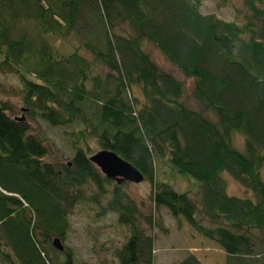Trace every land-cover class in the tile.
Wrapping results in <instances>:
<instances>
[{"label": "trees", "instance_id": "16d2710c", "mask_svg": "<svg viewBox=\"0 0 264 264\" xmlns=\"http://www.w3.org/2000/svg\"><path fill=\"white\" fill-rule=\"evenodd\" d=\"M242 1L246 11L229 23L204 16L203 0H0V72L18 74L30 116L72 128L78 142L70 162H46L49 149L31 123L0 100V264H77L68 250L60 260L53 242L66 240L82 202L131 228L115 252L119 264L154 263L155 240L144 228L155 226L153 217L126 183L90 161V140L141 172L154 210L217 244L224 264H264V0ZM22 23L43 37L75 34L92 57L59 56ZM144 42L194 81L199 110L183 104L184 84L153 62ZM235 135L244 137L240 150ZM156 158L195 180L199 200L158 180ZM224 174L252 198L230 197ZM174 264L205 262L191 253Z\"/></svg>", "mask_w": 264, "mask_h": 264}, {"label": "rangeland", "instance_id": "374dc122", "mask_svg": "<svg viewBox=\"0 0 264 264\" xmlns=\"http://www.w3.org/2000/svg\"><path fill=\"white\" fill-rule=\"evenodd\" d=\"M201 12L204 16H216L220 20L233 23L237 18V10L246 11L242 0H203ZM29 28L31 36L36 41L47 40V42L57 50L59 56H67L79 50L85 57L90 56L81 47V41L78 36L70 35L67 38H61L56 35L41 36L39 29L33 23H22ZM19 29H21L19 27ZM144 49L149 54L155 64L165 72L173 74L182 84H184V93L182 102L191 109H200V105L194 99L193 89L194 81L181 74L173 65L169 64L163 55L152 43L144 42ZM2 56H0V60ZM29 78L34 81L35 77ZM139 91H134L133 96L143 101ZM22 83L15 71L8 69L0 72V100L10 103L13 107V116L20 119H26L32 125V133L37 134L49 149V156L46 162L59 165L70 162L74 156V145L77 137L72 134V128L57 126L52 127L41 118L30 116V108L23 101ZM206 115L213 118L206 112ZM214 120V118H213ZM82 129V126H79ZM244 137L234 136V146L242 149ZM92 155L101 151L97 142L90 140ZM157 179L165 183H170L173 189L180 193L191 191L190 197L199 200L198 184L191 177L180 176L172 166L169 160L155 159ZM261 176L264 179V167ZM226 180L228 195L238 198H252V195L233 178L224 174ZM126 183V192L140 206L141 212L151 214L155 226H145L147 235H151L154 242V260L155 264H174L188 255L191 251L197 254V257L205 264H224L225 253L215 243L200 237H194L193 230L182 219H175L169 211L165 209L154 210L153 204L149 200L151 193L150 183L145 181L141 184ZM71 230L66 240L62 242L65 250L71 251L77 264H119L115 252L130 238L131 228L120 226L117 222L118 216L108 214L100 219L95 215L94 206L88 202L78 204L69 215ZM161 225V227H160ZM163 228V229H162ZM194 239V240H193ZM191 250V251H190ZM57 251V257L63 259V253ZM185 259V258H184ZM183 259V260H184Z\"/></svg>", "mask_w": 264, "mask_h": 264}, {"label": "water", "instance_id": "95a60500", "mask_svg": "<svg viewBox=\"0 0 264 264\" xmlns=\"http://www.w3.org/2000/svg\"><path fill=\"white\" fill-rule=\"evenodd\" d=\"M90 161L111 181L114 180L119 184L129 182L134 185L144 183V176L142 173L128 161L118 156L114 151L111 152L106 149H101L100 152L91 157ZM53 246L61 253L65 251L61 240L58 238L54 239Z\"/></svg>", "mask_w": 264, "mask_h": 264}, {"label": "crops", "instance_id": "0c3cea01", "mask_svg": "<svg viewBox=\"0 0 264 264\" xmlns=\"http://www.w3.org/2000/svg\"><path fill=\"white\" fill-rule=\"evenodd\" d=\"M194 240V239H193ZM191 251V250H190ZM194 254L192 251L190 252V253H188V254ZM196 256H197V254H195ZM188 256V255H187ZM187 256H185L184 258H186ZM184 258H182L179 262H181ZM153 264H155V260H154V263Z\"/></svg>", "mask_w": 264, "mask_h": 264}]
</instances>
